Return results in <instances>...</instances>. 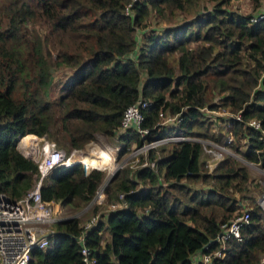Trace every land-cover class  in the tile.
<instances>
[{
	"label": "trees",
	"instance_id": "16d2710c",
	"mask_svg": "<svg viewBox=\"0 0 264 264\" xmlns=\"http://www.w3.org/2000/svg\"><path fill=\"white\" fill-rule=\"evenodd\" d=\"M130 1L0 0L7 15L0 27V191L18 198L39 177L38 163L17 147L26 133L46 135L68 152L105 133L119 140L118 156L171 133L194 135L264 166V16L254 18L264 0H252L248 13L230 7L232 0H137L127 12ZM150 15L156 26L146 29ZM63 64L73 73L48 98L53 69ZM141 97L150 101L141 122L150 128L146 138L135 123L120 129L125 109ZM221 108L229 114L211 130ZM161 112L179 116L162 123ZM208 155L199 139L170 140L148 151L154 165L118 169L105 185L107 198L89 213L99 214L85 241L98 264H194L197 250L222 245V223L249 197L241 237L227 238L212 264L258 263L264 207L247 192L249 167L226 152L211 169ZM106 174L76 162L43 177V198L73 214L51 223L47 245L33 249L29 264H82V209ZM112 201L120 205L107 208Z\"/></svg>",
	"mask_w": 264,
	"mask_h": 264
},
{
	"label": "built area",
	"instance_id": "2783aa9c",
	"mask_svg": "<svg viewBox=\"0 0 264 264\" xmlns=\"http://www.w3.org/2000/svg\"><path fill=\"white\" fill-rule=\"evenodd\" d=\"M135 1L137 0H131L127 4V12H131L132 4ZM263 16L264 13L261 12L255 15L254 18L257 19ZM149 102L148 99L141 97L128 105L124 111L120 129L125 130L128 126L135 123L138 130L146 138V134L150 128L143 127L141 122L145 118L143 108L146 107ZM161 114H163V117L165 116L163 112H161ZM178 116V113H169V115L165 116V119L163 121L160 120V122L170 124L169 122L174 121ZM251 123L258 127L261 125L260 122L255 119L251 120ZM262 130L261 137L264 139V128ZM29 134L33 135L30 136L31 142L27 138H24V136L27 135L26 133L19 137L17 144L19 150L24 155L33 158L38 163L39 177L35 184L18 198H12L5 192L0 191V264H29L30 260L33 259V249L37 246L47 245V234L54 231L51 223L63 217V215L55 214L54 212V210L58 212L61 211L60 204L56 201L44 199L41 193L42 179L55 165L60 163L71 165L76 162H81L86 172L94 167L100 168L102 166L99 162L89 163L80 153V148L74 147L66 153L63 147L57 146L56 142L50 140L46 135L40 136L38 139L36 133ZM185 138L199 139L204 142L206 150L210 155L208 162L211 168L217 164V159L224 156V153L228 151L227 147L218 144L216 141L179 133H171L169 135L146 140L142 144L135 146L131 151L134 157H140L139 159L134 158L137 165H154L156 161L148 158V151L151 147L165 141L181 140ZM216 148L218 150H215ZM141 153H144L143 159H141ZM112 154L114 155V148ZM97 158L99 157L97 156ZM115 168L116 167L113 166L108 170L109 175L114 172ZM120 196L122 197L123 193H121ZM105 198V184H101L97 188L91 201L100 203L103 202ZM260 204L264 206V193L260 198ZM118 205H120L119 201H112L110 203L111 208L117 207ZM249 217L250 209L246 207L242 208L240 212L236 213L229 220L224 221L222 223V229L216 237L222 241V245L207 251L204 250L200 259L195 260L194 264H212L213 259L217 255L225 254L226 239L232 235L241 237V226L249 220ZM98 219L99 214H93L91 218L84 223L83 230L79 236L83 260L82 264H98V258L94 254L93 249L85 242L88 229L91 228ZM208 245L209 243L206 244V246ZM256 264H264V253L261 260Z\"/></svg>",
	"mask_w": 264,
	"mask_h": 264
},
{
	"label": "rangeland",
	"instance_id": "374dc122",
	"mask_svg": "<svg viewBox=\"0 0 264 264\" xmlns=\"http://www.w3.org/2000/svg\"><path fill=\"white\" fill-rule=\"evenodd\" d=\"M229 6L232 7V8H237V9L243 11V12H246V13L254 11V3H253L252 0H232L229 3ZM6 17H7L6 13L3 12L2 10H0V27H3V26L6 25V23H5ZM183 17H184L183 13H181L179 15V19H182ZM155 20L156 19L154 18V16L150 15V19H149V21H147L148 23H147L146 29H150V28H153L154 26H156ZM159 24H167V22L166 21H161ZM39 29H41L40 25H39ZM49 47L52 48L51 45H49ZM71 73H73V68L70 67L67 64L58 65L55 69H53V81H52V83H51V85L49 87V93H48L49 97L48 98H54V97H56V95H58L60 93V87H61L62 82ZM218 97L219 96H215V99L216 98L218 99ZM213 114L216 115V118L212 119L211 117H209V118H211L213 120V122L211 123L212 127L210 129L219 131L220 125L224 124L223 117H225V116H227L229 114V110H227L225 108H221V109L216 110V113L213 112ZM167 115H169V113L165 114V116H167ZM164 117H161V121H163L165 119ZM212 117H214V116H212ZM162 123H165V122H162ZM169 123H171V122H169ZM223 129H225V128H223ZM36 135L38 136L37 137L38 139H39L40 136H43V135H38V134H36ZM49 139L53 140L51 138H49ZM210 140H212V139L210 138ZM243 142H244V140H243ZM217 143L222 145V146L227 147L228 151H226V152H230L232 154H235V156H237L238 159L241 160V162H243V163L248 165L249 170H250V175L252 176L253 179H252V181L249 184L250 190H247V192H248V194H253V197H254L255 201H259L260 202V198H261V196L264 193V166L259 161H253V160L247 159L246 157H244L243 154L237 152L234 148H232V147H230V146H228V145H226L224 143H219V142H217ZM118 144H119V140L116 137L111 138V136H108L105 133H99L93 140L89 141L87 144H85L84 146L80 147V149H81L80 153L82 154L83 157H85V156L87 157L88 156V157L97 158V156L99 154V150L101 148H107L110 151V153L112 154L113 148L116 145H118ZM56 145H57V143H56ZM59 147H61V148L63 147V149L65 150L66 153L69 150L64 145H60ZM18 148H19V146H18ZM215 150H218V149L216 148ZM111 156H112V158L109 159L107 157L106 160H105V163H103L102 166L100 167V168H105L106 173H107L102 184L106 185L107 182L109 181L108 178H109L110 175L108 173V170H110V168L112 166L116 167L115 169H117V168L120 169L123 165L124 166L125 165L139 166V165L136 164V160H134V158L135 159H139L140 157L139 158L134 157V154H133L132 151L129 152V153L125 152V153H123L122 156H118V154H116V152H115L114 155L112 154ZM208 157L210 158V155H208ZM112 160H114V161H112ZM214 162H216V161H214ZM236 195L240 196V192L237 191ZM253 202H254L253 198L249 197L247 200H242V205L241 206H242V208H246V207L250 208V205H247V204H253ZM110 203H108V205L106 206L107 208H109ZM94 204H97V202L91 201L90 203H88L87 205H85L83 207L82 212L85 215V218L83 219V220H85L84 223L91 218L92 215L89 214V213L91 212V207ZM55 205H56V203H55ZM60 208H61L60 212L54 210L55 214H59V215H63V214L64 215H71V214H73L72 211H67L65 209H62V207H60ZM109 235H110V232L105 230L104 231V240L108 239Z\"/></svg>",
	"mask_w": 264,
	"mask_h": 264
},
{
	"label": "bare ground",
	"instance_id": "6f19581e",
	"mask_svg": "<svg viewBox=\"0 0 264 264\" xmlns=\"http://www.w3.org/2000/svg\"><path fill=\"white\" fill-rule=\"evenodd\" d=\"M30 136H33V135H30V134H27V135H25L24 136V138H27L30 142H31V137ZM33 138H35V137H33ZM112 154L110 153V151L107 149V148H101L100 150H99V154H98V157L99 158H95V157H86L85 156V158H86V160L89 162V163H91V162H94V163H101V164H103V163H105V160H106V158L108 157L109 159H111L112 158V156H111ZM112 161H114V160H112ZM111 162V161H110ZM109 164V163H108ZM106 166V165H105ZM113 167V166H112Z\"/></svg>",
	"mask_w": 264,
	"mask_h": 264
},
{
	"label": "crops",
	"instance_id": "0c3cea01",
	"mask_svg": "<svg viewBox=\"0 0 264 264\" xmlns=\"http://www.w3.org/2000/svg\"><path fill=\"white\" fill-rule=\"evenodd\" d=\"M203 250H197L194 254H193V260H198L200 259V256L202 255Z\"/></svg>",
	"mask_w": 264,
	"mask_h": 264
},
{
	"label": "water",
	"instance_id": "95a60500",
	"mask_svg": "<svg viewBox=\"0 0 264 264\" xmlns=\"http://www.w3.org/2000/svg\"><path fill=\"white\" fill-rule=\"evenodd\" d=\"M117 170H118V168L115 169L114 172L117 171ZM114 172H113V173H114ZM113 173L109 176V178H108L109 180L111 179V177H112L116 172H115L114 174H113Z\"/></svg>",
	"mask_w": 264,
	"mask_h": 264
},
{
	"label": "clouds",
	"instance_id": "9594fccd",
	"mask_svg": "<svg viewBox=\"0 0 264 264\" xmlns=\"http://www.w3.org/2000/svg\"><path fill=\"white\" fill-rule=\"evenodd\" d=\"M17 147H18V144H17ZM19 149V148H18Z\"/></svg>",
	"mask_w": 264,
	"mask_h": 264
}]
</instances>
